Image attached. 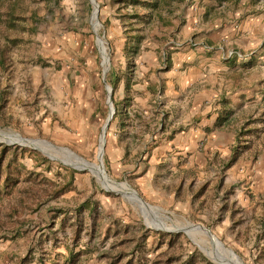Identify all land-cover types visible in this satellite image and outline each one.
I'll return each mask as SVG.
<instances>
[{
	"label": "rangeland",
	"instance_id": "rangeland-1",
	"mask_svg": "<svg viewBox=\"0 0 264 264\" xmlns=\"http://www.w3.org/2000/svg\"><path fill=\"white\" fill-rule=\"evenodd\" d=\"M229 1L227 6L243 8L244 12L247 9H264V0ZM1 3L0 143L35 150L48 158L50 163L43 164L39 163L37 156L26 154L21 163L27 170L42 173L52 180L67 179L70 170L74 171V188L64 193L56 203L68 205L86 197L97 202L100 231L89 241L91 249L104 236L106 227L115 226L116 221L121 228L128 226V232L122 234L128 238L138 236L142 232L141 226L150 231L179 233L183 248L175 251L181 253V258L195 251L210 263L221 264L212 257L221 255L227 258L228 252L233 258L232 262L226 260L228 264H261L257 256L258 247L263 243L259 234L262 233L261 220L264 217V127L252 135H238L234 146L242 151L238 160L228 168H224V164L233 148H229L227 155L222 151L221 154L212 153L210 160L204 165L196 164L194 170L187 174L172 173L169 165V171L159 170L157 157H152V144L158 139L154 116H149L147 143L140 146L138 140H133L119 164L115 165L109 157L110 127L115 120V108L123 107L124 101V107L135 114L131 115V124H139L142 118L132 111L136 108L134 99L129 104L124 98L115 99V95H121L120 80L117 88L110 90L112 110L110 107L109 113L113 115L108 126H103L108 104L101 77V60L109 64L107 82H110L113 72L121 79L122 65L128 64V27L132 25L138 29L131 31V35L140 34L143 38L152 29L159 31L160 23L156 16L160 11L165 12V7L160 5L157 10H150L141 4L133 7L118 0L116 3L114 0H97L91 13L88 0H1ZM176 3L167 5L171 10L177 7ZM10 8L15 15L13 25L8 23ZM159 9L162 10L158 12ZM134 10L144 18L132 19V24H128L121 15ZM173 36V32L168 34V37ZM130 57L134 63L135 57ZM80 78L86 79L83 85L88 83L87 89L92 93L99 91L103 97V121L97 130L92 128L94 119L80 116L75 101L70 99L79 89L76 80ZM123 95L125 97V92ZM158 102V99L152 101L156 109H159ZM143 120L145 124L148 119ZM241 127L237 132L243 130ZM12 131L21 135L24 142L17 141ZM50 143L69 149L76 155L63 149L52 152L55 149ZM29 146H36L39 150ZM87 163L102 166L113 188L104 186L97 174L86 166ZM117 187L129 192H121ZM173 190L175 194L172 196ZM133 193L139 194L148 204L136 201ZM9 204L4 200L0 206V218H3ZM41 215H44L45 222L52 221V211L42 210ZM41 215L32 212L26 213L25 217L37 220ZM179 223L203 225L215 235L216 240ZM57 227L58 223L55 229ZM156 228H178L186 232ZM69 231L70 227L65 233L70 235ZM41 233L43 230L34 232L33 238L24 235L16 239H0V264H12L14 257L25 255L30 243L33 245L32 241L37 240ZM87 237L88 234L82 235L78 247H85ZM154 238L151 233L147 239L150 248L147 264H154L156 256L167 248L165 242L156 248ZM112 239L109 237V241ZM127 245L124 246L125 251H128ZM127 258L116 264H125ZM81 259L80 264L108 263L106 259L97 257L96 250L82 254Z\"/></svg>",
	"mask_w": 264,
	"mask_h": 264
},
{
	"label": "crops",
	"instance_id": "crops-1",
	"mask_svg": "<svg viewBox=\"0 0 264 264\" xmlns=\"http://www.w3.org/2000/svg\"><path fill=\"white\" fill-rule=\"evenodd\" d=\"M174 2L177 7L170 10L167 4ZM229 2L168 0L165 5L159 4L166 9H159L156 16L159 31L152 29L145 38L142 36L135 62L128 56V64L122 65L121 95H115V99L124 98L128 104L134 99L136 108L132 111L142 120L131 124V115L135 114L124 107V101L123 107H117L108 153L115 165L121 163L133 140H138L140 146L148 142L149 116L157 119L154 126L157 125L158 139L152 144V157H157L159 170L172 173L187 174L196 164L204 165L210 160L212 153L222 151L227 155L239 137V126L243 127L247 120L256 118L250 126L258 130L264 127V9L244 12L243 8L227 6ZM170 32L210 44L225 42L244 52L255 49L256 53L227 60L216 49L199 47L172 48L163 56ZM113 75L114 72L111 79ZM128 78L131 84L126 90ZM85 80H76L79 89L70 99L75 101L80 116L94 119L92 128L97 130L103 121V97L99 91L87 89ZM153 99H158L159 109L153 107ZM143 118L148 119L145 124ZM174 194L175 190L171 195Z\"/></svg>",
	"mask_w": 264,
	"mask_h": 264
},
{
	"label": "trees",
	"instance_id": "trees-1",
	"mask_svg": "<svg viewBox=\"0 0 264 264\" xmlns=\"http://www.w3.org/2000/svg\"><path fill=\"white\" fill-rule=\"evenodd\" d=\"M118 1L126 2L125 4H131L133 7L141 4L150 10H155L160 3L164 5L168 3V0ZM1 4L0 0V7ZM9 12L8 23L13 25L15 16L13 9L10 8ZM121 16L122 19L128 20V24H132V19L144 18L135 10L123 13ZM133 30L138 29L130 25L128 27V35H126L128 37L126 45L129 57L137 55L142 38L140 34L131 35L130 32ZM111 75L108 83L114 91L122 76L120 79L115 74L111 79ZM129 75L131 76L130 71H128V77L130 78ZM129 78L125 87L126 90L130 88L131 82ZM257 120L254 118L244 122L243 130H240L238 135L245 136L256 133L258 128L247 127ZM232 148L224 168H228L236 162L242 151L237 149V146ZM26 154L37 156L39 163H50L48 158L35 150L0 143V206L4 200L10 202L3 214V218H0V239H16L24 235L33 238L34 232L43 230L39 238L32 241L33 245L30 243L26 254L14 257L12 264H80L82 262V254L91 253L95 250L97 251V257L106 259L108 261L107 264H116L124 257H128L125 264H147L150 261L147 257L150 250L147 239L151 233L155 235L154 245L156 248L164 242L167 243V248L161 251L153 260L154 264H212L202 254H198L195 251L187 253L184 258H181V253L175 251L178 248H183L182 242L178 239L179 233L150 231L141 226L142 232L138 236L133 235L128 238L122 235L128 232V226L121 228L116 221L115 226L106 227L104 236L97 246L91 249L89 241L95 238V235L100 231L97 202L86 197L79 202L68 205L57 204L56 202L59 201L64 193L74 188V171L70 170V175L67 179L52 180L42 173L27 170L21 163ZM42 210L53 212L50 223L44 221L45 217L41 215ZM32 212L39 213L42 217H38L37 220L25 217L26 213ZM55 219L58 221H54ZM57 223L58 227L55 229ZM68 227H70V235L65 233ZM261 229L262 233L259 234V240L263 239V243L258 247L259 254L257 258L258 262L264 264V217L261 220ZM84 233L88 234V237L84 243L85 247L80 248L78 246ZM109 237H113L112 241H109ZM126 245L128 246V251H125L124 246ZM173 248L175 249L173 250Z\"/></svg>",
	"mask_w": 264,
	"mask_h": 264
},
{
	"label": "built area",
	"instance_id": "built-area-1",
	"mask_svg": "<svg viewBox=\"0 0 264 264\" xmlns=\"http://www.w3.org/2000/svg\"><path fill=\"white\" fill-rule=\"evenodd\" d=\"M88 3L91 6V13L94 8V0H88ZM98 39V36H97ZM204 48V49H216L220 51L222 54V57L227 60L231 59H243L246 57H251L256 53L255 49H250L248 51H242L239 49H236L235 47L227 46L225 42H220L217 44H210L208 42H204L203 40H198L194 37L187 36V37H170L168 38L164 43V51L163 56L166 55V51L168 49H184V48ZM101 66V77L103 75V72L105 73V78L103 79L105 89H110L109 83L106 81V75L109 72V65L103 63V60H101L100 63ZM108 101V97L106 99V102ZM108 104V103H107Z\"/></svg>",
	"mask_w": 264,
	"mask_h": 264
},
{
	"label": "bare ground",
	"instance_id": "bare-ground-1",
	"mask_svg": "<svg viewBox=\"0 0 264 264\" xmlns=\"http://www.w3.org/2000/svg\"><path fill=\"white\" fill-rule=\"evenodd\" d=\"M94 4L96 5V3H97V0H94ZM98 6V5H97ZM106 61V60H105ZM104 64H107V66L109 65L108 63H104ZM111 110H112V107H111ZM13 132V134L16 136V138H17V141H22V142H24L23 140L24 139H22L23 137L21 136V135H17V133L16 132H14V131H12ZM0 133H1V130H0ZM19 134V133H18ZM26 140H28V141H34L33 139L31 140V139H27L26 138ZM35 141H39V142H45V141H43V140H35ZM45 143H48V142H45ZM51 144V143H50ZM28 145V144H27ZM34 147V146H33ZM36 147V146H35ZM51 147L52 148H54L55 150L54 151H52L53 149L52 148H50V150L52 151V152H55V151H60L61 149H63V150H66V151H71V150H69V149H64V148H58V147H55V146H53L52 144H51ZM37 148V147H36ZM60 149V150H59ZM72 152V151H71ZM73 154H75L76 155V153H74V152H72ZM62 154L64 155V156H68L67 155V153L66 152H62ZM79 156V155H78ZM80 157V156H79ZM80 158H82V157H80ZM88 165H86V166H88L90 169H92L96 174H97V176L101 179V181L103 182V184H104V186H106V187H108V188H113V186L111 185V183L108 181V179L106 178V176L104 175V173H103V171H102V166H96V165H94V164H90V163H87ZM118 188V187H117ZM118 189H121L120 191L121 192H129V190L127 189H124V188H118ZM133 190V189H132ZM134 191V190H133ZM131 192V191H130ZM136 192V191H135ZM133 195H134V199L136 200V201H139V202H142L143 200L140 198V196H138L136 193H133ZM148 208H150V209H152V210H154V208L153 207H150V206H148ZM179 224H181L183 227H187V228H189V230H193V231H195V232H197V233H199V234H203V233H205V234H207L208 236H210L213 240H216L215 239V235H211L210 233H208V231L204 228V227H202V226H196V225H194V224H192V223H189V224H183V223H179ZM213 243H214V245L216 246V244H215V242L213 241ZM210 244H211V242H210ZM220 248V247H219ZM221 249V248H220ZM222 251V250H221ZM226 255H227V258H225V257H223V256H214V257H212L215 261H217V262H220L221 264H228L227 262H226V260L228 261L229 260V262H232L231 260H233V258H232V256H230V254H228V252H226Z\"/></svg>",
	"mask_w": 264,
	"mask_h": 264
},
{
	"label": "water",
	"instance_id": "water-1",
	"mask_svg": "<svg viewBox=\"0 0 264 264\" xmlns=\"http://www.w3.org/2000/svg\"><path fill=\"white\" fill-rule=\"evenodd\" d=\"M105 78V73L103 72V75H102V79H104ZM110 90H111V87H110V89L108 90L107 89V97H108V101H107V103H108V115H107V117H106V120H105V123L103 124V126H105V127H107L108 126V124H109V122H110V120H111V118H112V115L113 114H110L109 112H110V107L112 106V102L111 103H109L110 101H111V99H110ZM114 109V108H113ZM113 113H114V110H113ZM102 129H103V127H102ZM29 147H31V148H33V149H38V148H36V147H33V146H29ZM39 150V149H38ZM41 151V150H40ZM44 153V152H43ZM45 154V153H44ZM46 155V154H45ZM48 156V155H47ZM49 158H52V157H50V156H48ZM53 159V158H52ZM61 162H63V161H61ZM64 163V162H63ZM66 164V163H65ZM69 165V164H68ZM74 167V166H73ZM74 168H76V167H74ZM76 169H78V168H76ZM104 189H106V188H104ZM106 190H108V189H106ZM108 191H112V192H115V193H118V192H116V191H113V190H108ZM139 195V194H138ZM140 196V195H139ZM140 198L142 199V197L140 196ZM143 200V199H142ZM144 201V200H143ZM146 204H148L146 201H144ZM197 225H200V224H197ZM202 227H204L207 231H208V233H210L211 235L213 234L208 228H206L205 226H203V225H201ZM156 229H161V230H164V231H167V232H172V231H184V232H186L185 230H183V229H178V228H174V229H162V228H156ZM214 235V234H213Z\"/></svg>",
	"mask_w": 264,
	"mask_h": 264
}]
</instances>
